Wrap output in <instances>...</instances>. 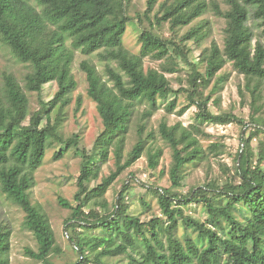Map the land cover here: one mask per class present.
Returning <instances> with one entry per match:
<instances>
[{"label":"trees","instance_id":"trees-1","mask_svg":"<svg viewBox=\"0 0 264 264\" xmlns=\"http://www.w3.org/2000/svg\"><path fill=\"white\" fill-rule=\"evenodd\" d=\"M128 2L0 0V40L16 60L28 65L22 83L11 72L0 78V192L22 210V226L35 239L36 249L26 247L25 254L34 264H53L50 257L64 252L48 217L29 193L34 171L41 166L46 150L59 143L55 160L69 149L82 160L73 203L58 197L59 205L70 210L65 232L77 252V258L65 264H264V140L259 141L257 152L250 144L264 133V43L255 38L249 24L250 19L256 21L264 35V0H222L226 8L217 0H162L154 14L155 23L150 21L149 27L143 26L142 17L150 18L158 0H147L143 15L135 17L127 14ZM209 10L225 19L222 47L211 41L201 48L210 35L209 22L202 18ZM134 20L142 26L137 53L123 43V35ZM165 22L169 23L170 37L153 30ZM190 24L178 36V29ZM77 50L95 52L105 62L104 75L90 60L79 63L87 95L95 102L102 121L91 151L79 147L78 133L64 138L59 130L63 109L77 87L72 73ZM146 58L163 61L159 68H145ZM180 62L190 71L185 84L174 89L166 73L179 71ZM227 62L243 76L238 92L244 100L249 97L251 122L261 116L263 125L254 121L248 136H241L231 168L221 164L227 174L224 182L211 180L180 193L174 189L183 187L188 166H197L224 150L220 142L204 147L201 139L209 134L203 124L247 126L244 118L231 111L215 113L209 108L210 102L219 105L220 96L212 99V95L222 89L216 74ZM213 79L216 82L206 93ZM50 82L56 83L57 91L49 101L40 99V107L30 114L27 92L40 93ZM180 94L186 104L178 107ZM162 100H166L163 106L167 114L181 116L191 107L196 111L188 125L180 121L169 124L164 118L158 125L157 135L171 150L170 186L145 185L156 196L162 215L145 221L128 213L127 182L113 204L105 195L145 151L147 167H158L163 150L148 147L155 133L146 132L145 121ZM141 103L145 109L136 128L137 138L126 152L130 121ZM80 104L78 98L77 108ZM54 109L57 116L52 121ZM111 155L114 167L99 178ZM192 203L204 207V220L185 211ZM11 234L7 225H0V264H11ZM116 257H122L123 263L110 261Z\"/></svg>","mask_w":264,"mask_h":264},{"label":"rangeland","instance_id":"rangeland-1","mask_svg":"<svg viewBox=\"0 0 264 264\" xmlns=\"http://www.w3.org/2000/svg\"><path fill=\"white\" fill-rule=\"evenodd\" d=\"M161 1L162 0H158L154 5L153 10L149 14V19L142 17L143 26L149 27L150 21L155 23L154 14L157 12ZM217 2L222 8H226V5L222 0H217ZM146 7L147 0H129L127 4V14L132 17H135L138 13L143 15ZM202 18L207 19L209 22L210 35L202 43L201 48L208 46L211 41H215L220 47H222L225 19L215 15L212 10L207 11ZM198 21L199 19L194 23ZM249 24L254 30L255 38L264 43V35H262L257 22L250 19ZM191 26L192 24L179 28L177 31L178 36L184 34ZM140 27L142 26H140L137 21H131L127 31L123 35V43L125 47L134 53H137L140 47L138 43ZM153 30L163 37H170L172 34L169 23L167 22L162 23L160 26L155 25ZM200 49L195 51L194 56L200 51ZM194 56H190V58L193 59ZM83 59L92 61L97 66L100 73L103 75L105 74V62L98 58L97 53L83 54L80 50L76 51L72 73L77 82V87L71 93L70 103L63 109L59 123V130L64 138L71 136L73 133H78L81 137L79 147H84L91 151L94 140L102 129V121L97 112L95 102H93L87 95L86 77L84 72L79 68V63ZM162 61L163 60L146 58L144 66L145 68H159ZM180 63L179 71L166 73V76L170 79L174 89L179 88L181 84H185L187 73L190 71L189 67L184 62ZM111 65L114 67L116 66L113 62H111ZM27 70L28 65L16 60L9 49L0 40V78L4 72H11L22 83L23 76ZM216 77V80L222 85V89L219 93L213 94L212 99L220 96V101L219 105L210 102L209 108L215 113L231 111L239 117L244 118L245 122H247V126L242 127L236 123L225 125L213 123L203 124V129L209 134L208 137L201 139V143L204 147L213 142H220L225 145L224 150L222 154L218 156L210 155L206 161L197 166L191 165L186 168L183 187L174 189L183 194H185L192 186H200L211 180H216L218 183L224 182L227 174L225 172L226 170L221 167V164L227 165V167L231 168L234 164L233 158L241 145V136H248L250 127L254 121L256 122V125H263L261 116H255V120L251 122L249 118V97L246 96V100H244L238 92V87L243 86L244 79L241 74L237 73L232 64L227 62L216 74ZM215 82L216 81L213 79L210 84H208L205 88L206 93L211 91ZM56 91V83L50 82L43 86L40 93L27 92L30 101V114L40 107V99L43 101H49ZM78 98L81 100L79 108H77ZM165 103L166 100L159 101V107L156 112L145 121L146 132L153 131L155 133V139L148 143V147H161L163 150L158 167L155 170H150L147 167V153L145 151L133 166L126 169L117 178L105 195L109 203L113 204L117 193L123 187L124 182H127L129 188L125 194V203L128 206V213L140 215L145 221L151 216L162 217L156 196L145 185L170 186L168 168L171 162V150L157 135L156 131L158 125L163 118L166 119L169 124L180 121L184 125H188L193 122L194 113L196 111L195 107H191L181 116H178L175 113L167 114L163 106ZM184 104H186L185 97L183 94H180L178 98V107H181ZM144 109L145 104H139L130 121L126 152L136 141V128L140 124V116ZM56 116L57 109H54L51 112V120H56ZM260 140H264V133H260L251 140L250 144L254 152L258 151ZM60 147L61 145L59 143H53L46 150L41 166L34 171V184L29 192L31 201L48 217L55 232V237L64 250L62 255L50 257L53 264H65L74 261L77 258V252L73 248V245L68 241L65 232V220L69 216L70 210L59 205L58 197H62L73 203V194L76 190V176L80 171L82 160L72 149H69L61 158L55 160L53 154L60 149ZM113 167L114 158L111 155L108 161L102 165L99 178L106 175ZM142 198L148 204L147 207L143 205ZM184 208L187 213H190L195 217L202 220L206 218V212L201 203H192ZM23 216L24 213L22 210L12 202L8 201L5 195L0 192V225H7L12 231L10 249L11 264L35 263V261L24 252L26 247L35 250L36 242L32 233L23 228ZM163 222H165L164 217ZM181 231V228H179L178 233L181 234ZM125 238L128 237L125 236ZM110 261H119L120 263H123L122 257L112 258Z\"/></svg>","mask_w":264,"mask_h":264}]
</instances>
